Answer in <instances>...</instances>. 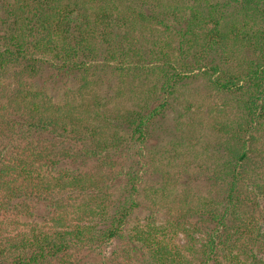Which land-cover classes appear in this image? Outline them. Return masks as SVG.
<instances>
[{"label":"trees","instance_id":"16d2710c","mask_svg":"<svg viewBox=\"0 0 264 264\" xmlns=\"http://www.w3.org/2000/svg\"><path fill=\"white\" fill-rule=\"evenodd\" d=\"M129 1L0 0V264H264V0ZM198 81L236 114L213 123L212 195L169 206L144 151Z\"/></svg>","mask_w":264,"mask_h":264},{"label":"rangeland","instance_id":"374dc122","mask_svg":"<svg viewBox=\"0 0 264 264\" xmlns=\"http://www.w3.org/2000/svg\"><path fill=\"white\" fill-rule=\"evenodd\" d=\"M208 1L214 3L222 2V0ZM129 2L131 4L136 3L141 5L143 0H130ZM148 2L154 5L151 0H148ZM184 2V5L193 7H199L200 5V3H196L194 0H184ZM144 36L149 40L161 41L162 43L168 39L172 48L177 47V38L175 35L170 34L162 27L156 26L155 30H148L144 33ZM167 48L166 46L165 49ZM10 76L11 74L8 75L7 79ZM155 81V77H151L149 84L142 87L135 82L134 84L132 83V87L136 89L135 91L137 93L130 94L129 92H125L126 96L116 98V102L113 103L137 106V98L135 96L141 94V91H148L150 86L154 85ZM94 87V90L102 91V87L104 86L96 84ZM118 87L119 85L117 87L115 86L112 93L118 91ZM127 87H131V85L127 84ZM101 93L104 94V91ZM173 107L175 112L170 113L168 119L162 123L161 132L163 130V133L166 132V135H160L156 144L144 151V162L147 163L146 169H149V171L143 172L147 193L150 195L151 193L155 194L153 198L158 200L164 199L169 206L171 205L172 199L177 197L178 199L183 198L188 201H197L198 198L212 195L210 192L212 187L205 182V176L207 172H212L222 159L221 150L219 149L221 139L220 135L213 132V123L216 119L229 120L235 117L236 114V105L233 101L226 96L216 95L202 81L189 83L181 89L178 99L174 101ZM188 121L192 123L188 136L192 134L193 137L180 138V129L187 127L185 123ZM122 161L123 164L126 163L125 159H121L119 162ZM99 166L101 167V164ZM89 167L99 169L94 163ZM119 168L120 165L118 164L116 170ZM160 170L170 171L174 177L176 176L177 181L173 183L163 181L159 173ZM116 189H120V186H116L114 190ZM147 197L152 198L151 196ZM150 202L151 200L146 199L145 207L136 212L135 217L138 221H143L150 216V210L147 207L151 205ZM164 212L165 209H162L156 216L158 222L166 218V213ZM180 239L181 236L178 240L181 241Z\"/></svg>","mask_w":264,"mask_h":264}]
</instances>
